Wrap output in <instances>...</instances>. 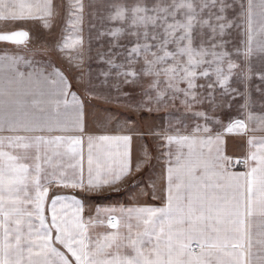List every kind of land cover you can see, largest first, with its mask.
Segmentation results:
<instances>
[{"label": "snow or ice", "instance_id": "obj_1", "mask_svg": "<svg viewBox=\"0 0 264 264\" xmlns=\"http://www.w3.org/2000/svg\"><path fill=\"white\" fill-rule=\"evenodd\" d=\"M54 7L51 0H0V21L41 20L53 31ZM88 7L99 22L90 31L109 41L97 52L98 72L89 67L86 79L79 74L87 99L71 91L51 61L19 54L28 31L0 33V42L16 46L0 50V264H264V115L248 114L247 121L231 115L236 106L238 113L248 110L253 75L264 84V0H93ZM84 9L82 0H70L75 34L48 49L67 55L70 68L76 59L74 67L83 66ZM106 20L126 26L106 28ZM22 63L33 70L22 71ZM141 78L147 100L136 110L163 112L147 133L157 158L166 159V202L122 208L119 217L115 208H98L86 218L77 190L101 193L132 172L131 136H88L85 177L88 101H110L112 89L120 93L121 83ZM257 91L264 108V87ZM249 130L261 135L249 139L248 154L235 162L246 171H229L224 137ZM112 143L119 163L94 154ZM141 151L136 171L150 160L152 145L146 141ZM105 220L112 231L93 235Z\"/></svg>", "mask_w": 264, "mask_h": 264}, {"label": "rangeland", "instance_id": "obj_2", "mask_svg": "<svg viewBox=\"0 0 264 264\" xmlns=\"http://www.w3.org/2000/svg\"><path fill=\"white\" fill-rule=\"evenodd\" d=\"M33 2V0H31ZM51 2L54 4L53 9V15L50 18V22L53 25V31H50L49 29H46L43 27V21L41 20H30L26 23H19V24H12L8 23L5 24L3 21H0V32H10L15 31L16 29H24L27 31H30V33L33 35L32 41L27 43L26 47L22 45L20 47L21 49L28 48V49H35L40 51H47L51 48V46L56 42V40L60 39L63 35H74L75 30L73 29L72 25L69 23V13H68V4L70 0H51ZM82 2L85 4L84 9V15L82 22L78 25V28L82 29L80 32V35L83 38L84 41V55H83V66L80 69H76L74 65L79 62V59L73 60V67L70 68L68 63L67 55H55L50 56L51 59L49 61L53 62H59L62 64V68L67 73H70L72 76V82L78 83L81 85V81L79 78L80 72L85 73V79L87 78V72L89 70V67H91V70L93 73L98 72L99 67H101V64L97 57L98 51H106L109 38L105 37L103 39H96L95 38V31H90L91 25L93 22L99 25L98 20L94 21V17L92 15L93 9L89 8L88 5L93 2V0H82ZM96 3L99 4L100 0H96ZM105 16L108 15V11H105L103 13ZM126 26L122 25L121 22H112V21H105V27L111 28V27H121ZM67 30V31H65ZM128 37L123 36L119 40V43L124 44L127 42ZM10 46V45H9ZM9 50L5 44H0V50ZM49 57V55H45ZM119 62V61H118ZM102 79V77H101ZM121 91L120 93H117L115 89L111 90V100L105 98H99L95 99V101H98L99 105L103 107L104 109H107L108 111H111L113 115L118 114L119 116H125L127 119H139L140 121L147 119L149 115L146 111L140 112L137 111L135 108V105L142 100H147V97L143 95L144 89L147 87V82L144 78H141L140 83L136 84H123L121 83ZM264 87V84L261 83L258 76L253 75L252 79L249 84V99H250V106L248 110L244 113H238L236 108L239 106H236L232 110L231 115L233 117L239 116L242 119H247L248 114L253 115L254 117H259L264 115V108H261L260 106V94L257 91L258 88ZM105 96L108 95L107 92L104 93ZM84 99H87L86 96H84ZM94 100L91 99L88 101L89 104L93 103ZM95 103V102H94ZM244 101H241V104H243ZM97 105V104H96ZM222 111V110H221ZM221 111L217 112V115H221ZM158 115H163V112H161ZM225 122H227V117H225ZM190 123V122H189ZM161 124V120L158 119L157 125L159 126ZM191 129H189L190 131ZM181 133H183V128L181 127ZM8 150V149H5ZM21 152L23 150H20ZM23 162V161H22ZM31 163V161H30ZM238 165V164H237ZM242 165V164H241ZM240 170H244V166L242 165V168ZM140 182V178H132L130 182H128L126 185L118 188L111 189L109 191H106L105 193L101 195H86L82 194L80 196L77 192V195L80 199H82L85 203V210L88 206L92 209L95 208H102L106 209L108 208V205L113 203H121L123 196H134L136 195V192L138 190V183ZM55 191V189H53ZM125 203V202H124ZM130 207H133V203L127 204ZM117 209V215H118V208ZM88 215H86L87 218ZM118 217V216H117ZM93 235L96 233H104L105 231H112L111 229L107 228V223L105 220L104 225H97L95 229H92ZM194 251H198L195 247L193 248Z\"/></svg>", "mask_w": 264, "mask_h": 264}, {"label": "crops", "instance_id": "obj_3", "mask_svg": "<svg viewBox=\"0 0 264 264\" xmlns=\"http://www.w3.org/2000/svg\"><path fill=\"white\" fill-rule=\"evenodd\" d=\"M24 2L31 3V0H24ZM28 32L30 34L29 35L30 41H32L33 35L30 33V31ZM6 46L10 48V51L16 50L15 45H10V46L6 45ZM20 47H22V45ZM18 51L21 56H24L26 58L32 57L34 53L35 60L41 63L43 61H49V59H51L52 57V55H49L47 51H40L38 49L35 50L28 48L27 49L19 48ZM47 54L49 55V57L45 56ZM51 62L55 65L56 68L62 69L64 71V75L70 81L71 91L76 92L78 96L84 99L85 94L83 93L81 85L71 81L72 76L70 75V73H67L64 70V68H62V64H60L59 62L57 63L53 61ZM19 67L22 71L33 70V68H30L27 63H22L21 65H19ZM35 67L39 68L40 64H36ZM50 70L51 69H49V71ZM68 100L71 101V96L68 97ZM93 100L95 103L93 102L89 104L88 107L87 119H86L87 131L84 134L85 145L83 147V154H84L83 166H84L85 177L87 178V167H88L87 165L88 148L86 143L88 136H93V137H99V136L120 137L124 135L131 136L132 139L129 144V149H130L129 162L131 163L132 166V172L130 175L126 176L121 181L117 182L114 187L106 188L101 193H83L77 190L78 194L80 196H82V194L91 195V196L101 195L106 191L126 185L128 182L132 180V178L135 179L140 178L136 195H134L133 197L128 195L123 196L121 203H116V204L113 203L111 204V206L109 204L108 208H115V209L118 208L117 216L119 217V210L122 208L127 209V208H135L139 206H150L156 208L163 207L166 201L162 200L161 196L166 193V189H167V180L165 174L166 159L157 158L159 157L160 154L156 149V142L153 141L151 136L147 133V129L150 125L152 124L157 125L158 119L153 120V117L157 116L158 114H154V116L151 114L152 116H149L147 119L142 121H140L137 118L133 120L127 119L125 116L124 117L119 116L118 114L113 115L111 111H108L107 109L101 107V105L98 104L99 103L98 101H95V99ZM69 118L71 119V113L69 114ZM252 126L254 125L250 124V129ZM260 135L261 134L259 132L253 133L250 130H249V135H238V134L225 135L224 144H223L224 154L232 159L234 165L229 168V171H233V172L246 171L245 168L244 170H240V168H242V165L238 166L235 162L238 159H243V157L248 154L249 139L255 138L258 140ZM146 141L148 144L152 145L151 158L148 162L142 164L140 171H136L137 157L142 155L141 150L145 147ZM251 150L255 151L256 148L253 146ZM186 151L187 149H185V152ZM97 152H99L101 155H104L106 158H110L112 161L119 163L120 154L118 152L115 143H112L110 145L106 144L102 149H98V150L94 149V154ZM173 152L175 154V147L173 148ZM27 163H30V161H27ZM153 185L155 186L154 188ZM55 191H58L61 194L64 193L71 194L72 192L71 189H55ZM153 192H155V196L150 194ZM128 203L131 204L133 203V207L128 206L127 205ZM97 209L98 208L95 207L91 209L90 206H88L85 210V217L86 215L94 216L96 214ZM49 221H50V215H49ZM34 223H38V221H34ZM194 247H195V242H193V248Z\"/></svg>", "mask_w": 264, "mask_h": 264}, {"label": "bare ground", "instance_id": "obj_4", "mask_svg": "<svg viewBox=\"0 0 264 264\" xmlns=\"http://www.w3.org/2000/svg\"><path fill=\"white\" fill-rule=\"evenodd\" d=\"M1 33H4V32H1ZM0 44L12 45V44H9V43H6V42H0Z\"/></svg>", "mask_w": 264, "mask_h": 264}, {"label": "built area", "instance_id": "obj_5", "mask_svg": "<svg viewBox=\"0 0 264 264\" xmlns=\"http://www.w3.org/2000/svg\"><path fill=\"white\" fill-rule=\"evenodd\" d=\"M238 166H241V164H238Z\"/></svg>", "mask_w": 264, "mask_h": 264}]
</instances>
